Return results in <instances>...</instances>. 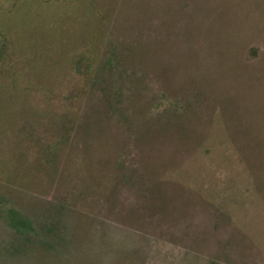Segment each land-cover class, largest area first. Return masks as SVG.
<instances>
[{"label": "rangeland", "instance_id": "obj_1", "mask_svg": "<svg viewBox=\"0 0 264 264\" xmlns=\"http://www.w3.org/2000/svg\"><path fill=\"white\" fill-rule=\"evenodd\" d=\"M0 264H264V0H0Z\"/></svg>", "mask_w": 264, "mask_h": 264}, {"label": "trees", "instance_id": "obj_2", "mask_svg": "<svg viewBox=\"0 0 264 264\" xmlns=\"http://www.w3.org/2000/svg\"><path fill=\"white\" fill-rule=\"evenodd\" d=\"M5 217L10 219V224L18 230H25L27 232L34 230L31 219L16 209H7L5 211Z\"/></svg>", "mask_w": 264, "mask_h": 264}]
</instances>
